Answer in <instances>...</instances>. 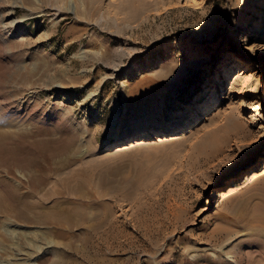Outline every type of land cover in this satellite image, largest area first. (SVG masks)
<instances>
[{
  "label": "rangeland",
  "instance_id": "1",
  "mask_svg": "<svg viewBox=\"0 0 264 264\" xmlns=\"http://www.w3.org/2000/svg\"><path fill=\"white\" fill-rule=\"evenodd\" d=\"M7 11L0 197L17 210L47 171L79 224L0 212V264H264V0H0V27Z\"/></svg>",
  "mask_w": 264,
  "mask_h": 264
},
{
  "label": "bare ground",
  "instance_id": "2",
  "mask_svg": "<svg viewBox=\"0 0 264 264\" xmlns=\"http://www.w3.org/2000/svg\"><path fill=\"white\" fill-rule=\"evenodd\" d=\"M13 15H14L13 12L7 11L2 16V21L1 22L4 24V26H1L0 27V34L2 35L1 37H3V38H4V35L6 37H8L9 36V33H11V30L13 31L14 27L16 26V24L18 25L21 21H23V17L24 16L21 17L22 19L19 22H16V23H14L13 26H9L8 27V25H6V24H8L6 21L11 16H13ZM7 47H6V49H7ZM8 48H10V47H8ZM6 49H5V51H6ZM263 56H264V46L260 49V55H259V57L261 58ZM16 70H17V73L19 74L20 77L21 76L26 77V75L24 74V72H25L26 69L23 67V65L21 67L18 66V68H16ZM230 115H232V114H229V116L227 118L228 119V124L227 125H229V123L235 121L233 119V116L231 117ZM113 121L114 122L117 121V117L116 116L113 118ZM10 128H11L10 124H7L6 122L4 123V122L0 121V149L2 148L3 145H5V143H9L14 138V135H13V133H12V131H11ZM224 129L225 130L227 129V131L229 130L228 126H226ZM229 132H230V130H229ZM212 136L213 137H216V134L213 133ZM225 136H227V135H225ZM241 136H240V138H241ZM43 167H42V169H43ZM5 175L6 176H4V177H5L6 181H8V182L9 181H12L13 182L15 180V178L13 177V174H12L11 171L7 172ZM20 175H22V174H20ZM73 179H75V181L78 184H80L81 187H83L84 185H86L88 183L81 176V173L80 172H78L77 174L73 175ZM35 182L38 183V186L37 187L35 185H33V183H35ZM47 184H48L47 171L46 172H42V174H40L39 177L34 176V174H32L31 181L29 179V186L30 187L28 188L29 189L28 195H26L24 197V196H22L18 192V197H19V200H18V202H19L18 203V209L17 210L16 209L13 210L11 208H8V206L6 207L4 205V203H3V197H0V212L3 213V215H5V216H16V217H20V218H22L23 220H25L28 223L38 224V225H41V226L44 225L47 228L48 227L50 228V224L53 225L55 227V229L61 228L63 225H73V226L76 225L77 226V224H79V222H77L75 220L76 214L74 212H76V211L70 212L69 209H67L66 207L63 206L64 205L63 203H61V204H55L53 206H49L48 190L45 191V187L47 186ZM62 187L64 189H70V182L69 181L63 182L62 183ZM77 194L79 195V197L83 198L80 191ZM36 195L37 196L38 195L40 196V202H36L35 201L34 198L36 197ZM260 212L262 213V211H260ZM259 214H258V216H260ZM0 215L2 216V214H0ZM260 217H261V218H259L260 220L258 219L259 222L261 223V229L259 230V233L262 236V234L264 232V215H262ZM244 224H246V223H244ZM6 226H7V224H6ZM92 231L93 232L96 231V226L92 227ZM260 234H259V237H260ZM86 240L88 241L89 239H86Z\"/></svg>",
  "mask_w": 264,
  "mask_h": 264
}]
</instances>
